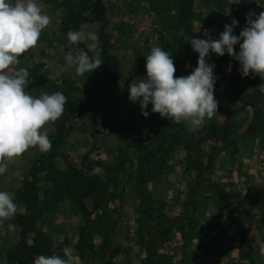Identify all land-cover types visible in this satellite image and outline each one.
Here are the masks:
<instances>
[{
  "label": "crops",
  "instance_id": "1",
  "mask_svg": "<svg viewBox=\"0 0 264 264\" xmlns=\"http://www.w3.org/2000/svg\"><path fill=\"white\" fill-rule=\"evenodd\" d=\"M110 1L121 8L118 18L128 23L131 28L127 35L116 36L113 39L119 51L123 80L111 99L106 95L101 96L90 110L70 123L71 132L57 148L54 161L60 170L65 169L68 162L77 166L89 163L92 166L91 174L105 178V166L117 167L121 161V153L126 149L129 151L126 154L129 157L125 162L126 167L118 175V181L123 183V190L121 193L117 192L121 199L111 205L115 208V211L112 209L111 212L116 214L114 218L118 220L116 230L121 236L124 234L114 245L124 250H120L112 262L143 264L145 253L141 249L138 223L141 202L137 190L140 150L130 142L132 136L127 137V134L134 128L140 130L144 136H151V122L149 117L142 116L138 102L132 103L128 100V86L133 79L142 78L146 74L145 56L150 53L153 46L161 47L160 35L156 28L154 30V17L150 12L148 1ZM37 3L43 13L50 18V23L42 30L36 46L21 55L19 63L11 66L8 71L12 72L18 68L28 69L30 82L27 90L35 96H39L38 86L43 83L50 84L49 87L42 86L44 88L41 91L50 93L55 86L60 90L64 79L69 80L74 77L76 85L85 88V84L78 79L75 66H67L64 59L66 53L76 54L81 50L70 49L67 45V36L61 30V22L66 10L60 5L59 0H37ZM247 3L257 14L264 11V0H247ZM213 19L214 23L211 26H200L185 34L184 42L187 47L183 53L182 72L176 69L175 76H186L197 65L198 53L192 51L187 39L204 38L205 29L209 30L210 36L214 38H218L223 31L225 25L223 19ZM80 29L96 34L94 23L83 24ZM239 32L234 30L233 34L238 35ZM87 43L90 42L83 44L88 50ZM95 43L97 47L91 52L93 56L100 52L98 39ZM234 50L238 51L239 46H234ZM208 60L215 64L214 75L217 80L214 85V98L218 102L217 113L198 126L182 123L186 130L197 135L203 134L202 131L210 123L224 125L230 118L234 124L227 141L203 143L205 150H210L213 144L222 148L215 157L213 169L205 175V182L219 184L234 198L232 202L242 216V224L247 234L257 243L261 251L258 263L253 261L252 264H264V224L260 225L256 218L247 217L257 216L260 219V215H264V127L261 126L262 117L257 116V112H261L260 115L264 114V94L259 90L264 86V80L251 72L249 76L242 77L238 71L239 62L227 53L223 56L212 53ZM229 65H231L230 71ZM54 129L52 122H47L42 128L48 134ZM157 133L161 136H169L170 131L168 127H160ZM124 138H130L131 144L129 145V142L126 144ZM46 153L31 147L20 156L8 160L7 172L0 175V190L21 189L31 179V169ZM161 165L164 163L162 162ZM165 166L163 174L147 183L151 198L162 201L168 206H174L172 207L174 211L166 209L167 215L181 216L185 212L184 207L180 208L181 200L191 197L194 192L198 193V196L209 203L208 207L203 204L196 209L199 222L205 226L203 230L198 231L201 235L211 233L219 218L220 208L216 205L209 184L199 190L194 188L198 179L197 171L188 164V152L184 143L174 144ZM48 186H50L48 183L41 181V190ZM79 214V208L70 199L59 201L44 214L43 228L54 244L66 243L76 249L79 242V228L84 225V220ZM10 224L14 226L12 229L8 227ZM225 230L224 237L214 241L209 254L204 256L206 264H228L232 261L243 263L240 248L244 242L241 240L240 227L230 225ZM19 239L20 227L12 222L11 218L0 224V264L6 263L8 247L15 245ZM194 241L195 239L192 243ZM102 242V237L96 236V245ZM201 245L203 246V243ZM213 250H219L220 253L215 257ZM236 250H238L237 255ZM77 262H80L79 257H76ZM84 264H100V261Z\"/></svg>",
  "mask_w": 264,
  "mask_h": 264
},
{
  "label": "trees",
  "instance_id": "2",
  "mask_svg": "<svg viewBox=\"0 0 264 264\" xmlns=\"http://www.w3.org/2000/svg\"><path fill=\"white\" fill-rule=\"evenodd\" d=\"M56 1V0H53ZM150 4V12L156 22V30L160 35L162 49L168 51L174 61L175 68L182 72V60L185 50L184 36L195 28L194 16L196 14L197 0H145ZM203 5L210 2L221 3L222 0H198ZM66 13L61 22V30L67 36V32L79 30L81 25L94 23L95 32L98 35L100 47L99 56L103 64L93 70L79 75L78 79L85 84V88L76 85V78L64 79L63 87L52 88L51 93L57 91L63 93L67 100L64 105L62 116L52 122L54 131L48 134L52 143L51 149L40 157L30 171L31 179L15 193L17 211L12 222L20 227V239L7 249V260L5 264H33L38 255L49 256L54 252L62 255V248L68 246L66 243L54 244L50 235L42 227L44 214L56 203L63 199L72 200L82 213L84 225L79 228V242L74 249L76 257L84 264L87 262L100 261V264H114L112 259L118 255L119 249L110 251V237L117 226V220L109 215L111 205L121 199L118 190V175L124 171L127 159L120 158L117 167L105 166L106 177L91 174V164L85 163L77 166L71 162L65 169L60 170L54 161L57 148L64 142L66 136L71 132L70 123L90 110L99 100L106 95L111 99L114 91L123 80L119 61V51L113 39L116 36H124L131 30L130 25L118 18L121 13L115 3L110 0H59ZM221 6V5H219ZM70 49H82L88 51L83 43L72 45L67 40ZM89 56H93L88 52ZM71 81V82H69ZM50 83L38 86V95L45 93L41 91L49 87ZM48 93V92H47ZM76 93L80 94L77 95ZM151 136H144L140 130L132 129L127 137L132 136L134 146L140 150V168L137 178V190L141 199L139 240L141 247L146 248V256L143 264H168L167 260L160 257L155 259L158 250L163 244L170 240L173 225L181 218L166 214L154 213L155 200L151 198L147 189V183L155 177L163 174L166 169V160L174 149L175 143H184L188 152V164L190 168L197 171V176L204 175L213 169L214 160L222 151L221 147L212 145L210 150H205L203 143L216 140L227 141L234 124L228 118L224 125L210 123L203 134L189 132L183 123L175 124L172 120L161 118L158 113L150 111ZM257 112L262 117L264 127V114ZM160 127H168L169 136H161L157 133ZM162 161L164 165L159 164ZM45 181L50 186L41 190L40 183ZM218 193L228 207V213L232 220L230 225H238L241 232V240L249 241L245 226L242 224L241 214L234 207L233 202L228 199V193L216 183L209 186ZM197 189V184L194 187ZM237 212V213H236ZM144 220L157 221L151 227L144 228ZM144 228V229H143ZM155 236L145 242V233ZM96 236H101L103 242L96 245ZM250 247V244H249ZM163 258V259H161ZM162 260V262H161Z\"/></svg>",
  "mask_w": 264,
  "mask_h": 264
},
{
  "label": "clouds",
  "instance_id": "3",
  "mask_svg": "<svg viewBox=\"0 0 264 264\" xmlns=\"http://www.w3.org/2000/svg\"><path fill=\"white\" fill-rule=\"evenodd\" d=\"M241 0H232L239 4ZM246 25L238 35L233 34L238 21L233 18L225 24L218 38L204 30V38L190 37L192 51L198 53L197 65L186 76H175L176 68L168 51L153 46L145 56L146 74L133 79L128 86V100L139 103L142 116L147 110L158 113L174 123L201 125L216 113L218 102L214 98L215 64L208 58L212 53L223 56L227 53L239 62L238 71L242 77L258 75L264 80V11L259 14L250 11ZM50 18L43 13L37 0H0V175L7 172V161L18 157L31 147L42 153L48 152L52 143L47 131L42 130L47 122H55L63 112L66 96L55 93L32 95L27 90L29 71L8 69L19 63V57L34 48ZM70 44L87 43L88 51L76 54L68 52L64 59L67 66H75L77 75L93 72L103 62L100 56H89L96 49L97 35L84 29L67 32ZM239 50L235 51L234 46ZM229 71L231 65H229ZM264 94V86L260 87ZM14 192L0 190V224L14 217L17 211ZM12 229L13 225H8ZM62 255L54 252L49 256L38 255L33 264H76L74 249L62 248Z\"/></svg>",
  "mask_w": 264,
  "mask_h": 264
},
{
  "label": "rangeland",
  "instance_id": "4",
  "mask_svg": "<svg viewBox=\"0 0 264 264\" xmlns=\"http://www.w3.org/2000/svg\"><path fill=\"white\" fill-rule=\"evenodd\" d=\"M231 3H232V0H222L221 3L214 1L206 5H203L202 3H200V1L197 0L196 14L194 16V20H195L194 29L200 26L201 27L211 26L214 23L213 18H221L223 19L225 24H230L231 20L235 18L238 21V25L234 28V30L241 31L243 27H245L246 25V20H245L246 15L250 11H253V9L250 5H248L247 0H241L239 4H234V3L231 4ZM153 27L155 30L156 28L155 21L153 22ZM186 47L187 46H185V49ZM237 83H241V81H237ZM129 139L130 138H124V141H126V144L130 141ZM130 142L134 144L133 138ZM130 142H129V145L131 144ZM128 152L129 151L126 149L124 152L121 153L120 156L122 157V159L126 158V154H128ZM159 164H162V161H160ZM209 172L207 171L204 175L198 177L197 190H199L203 186L211 184V183L205 182V178H206L205 175ZM122 184H123L122 182L118 183V190H117L118 193H121V191L123 190ZM212 193L214 195V200L216 202L217 207L220 208L219 210L220 214L216 222V225L213 226V230L211 231V233L201 235L199 233L200 231H198L200 229L203 230L205 226L199 222L200 219L198 216H196V209L199 207V205H203V204L208 207L209 203L208 201L206 202L205 199L198 196L197 195L198 193L194 192L191 197L187 198L186 200L184 199L181 200L182 203L180 204V208L183 209L184 207L185 212L181 216L171 215L172 217H179L181 219L179 220L177 224L173 225L172 231L170 234V240L167 243L163 244V247L160 248V250H158L157 255L155 256V259H160V257L163 256V258L167 260L168 264H206V258L204 256L209 254L208 252H210L211 244L214 241H218L219 239L221 240L224 237V234L226 231L225 228L227 227V224L229 223V221L232 220V217H230L228 213V207L226 206V203L224 202V200L218 197L219 195L217 191H215L214 189H212ZM227 197L231 201L234 200V198L230 194H228ZM140 202H141V199H140ZM172 207L174 206H171V205L168 206V204L166 205L162 201H156L155 204L153 205V208L155 211L154 213H156V215L166 214V209L170 211H174ZM112 209L113 211H115V208L110 207L109 215L112 216V218H114L116 214L111 212ZM79 215L82 216L81 211ZM247 217H249V219L256 218L258 219L257 221L260 225L264 224V215H260V219L257 216H247ZM144 222H145L144 228H147V227L149 228L153 224H155L157 221L152 222L151 220L150 221L144 220ZM42 227H43V224H42ZM116 228L114 229L110 237V241H111V247H109L110 251L111 250L113 251L115 248L119 250H122V249L124 250V248L116 247V245H114V243L117 244L118 242L117 240L119 238H122L124 236V234H122L121 236V234H119ZM143 231L145 233V242H147L148 240H150L152 237L155 236L154 232H153V235H148L146 234L145 230ZM248 237L250 241H247V243L244 242L243 246L240 248V254L243 257L242 264H252L253 261L258 263L260 255H261L260 248H258L257 243H255V241L250 238V235H248ZM193 239H195V241L192 243ZM202 243H203V246L201 245ZM249 244H250V247H249ZM143 251L146 254L147 249L143 248ZM218 253H220L219 250L218 251L213 250V256L216 257ZM237 253H238V250H236V255ZM228 264H240V263L238 261H232Z\"/></svg>",
  "mask_w": 264,
  "mask_h": 264
}]
</instances>
